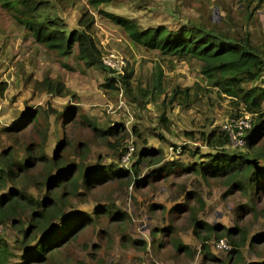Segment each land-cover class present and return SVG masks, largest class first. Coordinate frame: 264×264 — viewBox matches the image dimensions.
Returning a JSON list of instances; mask_svg holds the SVG:
<instances>
[{
  "label": "rangeland",
  "instance_id": "374dc122",
  "mask_svg": "<svg viewBox=\"0 0 264 264\" xmlns=\"http://www.w3.org/2000/svg\"><path fill=\"white\" fill-rule=\"evenodd\" d=\"M42 1L45 8L41 18L60 19L67 32L80 30L84 15L92 18L89 33L97 47L100 41L107 42L105 47L126 61L127 73H131L129 89L124 87L120 94L108 87L109 72L86 67L76 48L63 56L37 43L30 31L0 6V153L13 149L20 157L23 152L19 147L39 142L36 129L24 127L31 124L35 111H44V115L53 111L45 143L50 157L57 143L66 139L70 146L59 153L66 164L115 165L127 170L148 149L158 151L153 159L158 163L136 164L137 173L129 174V185V178L119 177L96 185L89 195L72 199L65 211L68 215L81 212L85 221L72 242L62 243L40 264H264V188L246 193L230 191L226 179H204L188 170L199 163L200 155L211 151L201 135L221 132L226 120L244 114L243 106L209 86L201 74L202 62L139 47L120 26L99 13L131 20L141 29L200 26L237 41L245 39L264 57V0H109L98 10L87 0ZM157 69L163 75L162 94L152 90ZM46 82L59 85L61 91H50ZM245 87L263 88L264 70L259 81ZM176 89L177 100L170 102ZM256 121L251 115L250 124ZM115 126L119 131L115 137L97 134ZM9 128L15 131H5ZM125 144L133 147L128 164L119 158L120 145ZM256 147L262 150L264 163V136ZM170 164L180 167L154 174ZM40 171L37 168L30 177L8 182L0 197L19 190L35 201L49 198L44 187L30 179ZM104 206L114 207L127 219L96 218L95 213L102 212ZM29 220L26 213L0 224V240L15 255L14 263L24 248L31 249L37 243L35 233L29 231L26 239L20 232L28 228ZM196 220L216 228L206 251ZM233 228L246 236L241 259L228 258L234 249L231 239L238 242L240 238L238 233L231 239L225 236ZM219 236L226 239L229 250L217 247ZM254 238L257 243L251 242ZM173 242L187 252L177 251ZM206 253L213 259L208 260Z\"/></svg>",
  "mask_w": 264,
  "mask_h": 264
},
{
  "label": "trees",
  "instance_id": "16d2710c",
  "mask_svg": "<svg viewBox=\"0 0 264 264\" xmlns=\"http://www.w3.org/2000/svg\"><path fill=\"white\" fill-rule=\"evenodd\" d=\"M87 1L94 10H98L100 5L109 2V0ZM0 6L12 13L15 19L30 31L37 43L63 56L70 55L76 48L79 60L86 67H101L109 72L102 65L100 61L101 51L95 44L94 37L89 33L93 24L90 16L84 15L82 17L80 30L67 32L64 22L60 19L48 16L41 18V12L45 8V2L42 0H0ZM99 13L120 26L128 39L139 47L159 51L163 55L176 56L181 59L190 57L202 62L201 74L209 86L236 100L243 106L244 112L257 118L258 121L246 132L244 137L245 144L242 148H246L245 152L230 151L228 149L230 148V140L227 135L221 132L212 131L207 135L202 134L201 137L205 146L211 151L206 155H200L199 163L188 170L199 174L204 179L224 178L230 191L236 190L246 193L248 190L256 192L260 188H264L262 150L257 147L254 148L264 136V109L262 107L264 87L250 89L245 87V85L259 81L264 70V57L257 48L245 39L237 41L200 26H182L177 30H168L162 27L141 29L131 20L108 15L101 11ZM124 71L123 76L116 78L111 76V79H107V86L116 89L118 93L122 91V94L124 87L129 89L128 81L131 78V73H127V68ZM162 78V71L157 69L153 75L152 83V90L156 94L163 93ZM46 85L50 91L56 89V93L60 92L62 88L55 83L46 82ZM178 95L177 89L174 90L169 101H176ZM143 96H146V93ZM28 113L30 114V112ZM51 114L53 111H48L45 115L44 111H35L33 121L30 125H26L24 130L33 126L38 132L40 140L33 145L30 142L19 147V150L23 152L20 157H17V150L14 151L13 149H7L0 153V191L8 182H16L21 177L29 176L31 171L41 168L37 176L35 174L30 179L44 187L46 194L49 195V198L42 201L28 198L19 190H10L7 194L1 195L0 224L14 221L21 214L28 213L30 215L28 228L21 229L20 232L26 238L31 231V233H35V236H38V239L31 249L24 248L25 244L21 243L24 250L17 263L12 262L15 255L8 245L0 240V264L44 263L47 258L54 255L62 243L72 242L79 228H81V224L85 221L81 212L68 215L65 211L72 199L83 194L89 195L96 185L119 177L129 178V185L132 183L129 174L137 173L136 164L158 163V161L153 160L158 151L148 149L139 155V159L132 166V169L127 170L115 165L101 166L95 164L86 167L82 163L66 164L64 158L59 156L63 149L70 146V142L66 139L57 143L54 156L50 157L46 153L45 143ZM161 122L167 124L164 117H161ZM5 131L12 133L15 130L9 128ZM97 132L100 137L103 135L115 137L119 133L116 126ZM187 136L191 137V134H187ZM30 145L32 149H30ZM130 146L129 144H125V147L120 145L122 150L119 153V158H121L122 164L123 158L130 153ZM148 157L149 159H147ZM176 167H180V165H166L155 171L154 174H158L164 169L166 173H170ZM136 183L139 186L140 182L136 181ZM100 210L102 212L95 213L97 214L96 218L106 216L117 218L119 221L127 219L126 214L117 212L114 207L104 206ZM195 227L202 229L203 236H200L202 248L204 251L208 250L207 241L215 234L216 228L203 226L197 220ZM234 233H238L240 236L238 242L231 239V235ZM225 236L231 239L230 243L234 246V249L229 251L230 256L228 258L241 259L240 249L246 246L245 234L238 228H233L227 230ZM222 239L220 236L217 237L218 241ZM258 239L254 238L251 242L257 243ZM173 245L177 251L187 252V248L178 242H173ZM205 257L208 260L213 259L209 253H206Z\"/></svg>",
  "mask_w": 264,
  "mask_h": 264
},
{
  "label": "built area",
  "instance_id": "2783aa9c",
  "mask_svg": "<svg viewBox=\"0 0 264 264\" xmlns=\"http://www.w3.org/2000/svg\"><path fill=\"white\" fill-rule=\"evenodd\" d=\"M106 45L107 42L100 41V61L102 65L109 70L112 77L116 78L123 76L125 72L124 70L127 68L126 61H124V59L118 55L116 51L107 49L105 47ZM121 93L122 91H120V94ZM250 116V114L244 112L241 116H236L226 120L221 126V133L227 135L230 140V148L241 149L244 146V137L246 136V132L252 127L250 124ZM129 151L130 153H128L122 160L125 164H128L130 160V154L133 151L132 146H130ZM216 245L222 251L230 249L226 239L218 241Z\"/></svg>",
  "mask_w": 264,
  "mask_h": 264
},
{
  "label": "clouds",
  "instance_id": "9594fccd",
  "mask_svg": "<svg viewBox=\"0 0 264 264\" xmlns=\"http://www.w3.org/2000/svg\"><path fill=\"white\" fill-rule=\"evenodd\" d=\"M99 49H100V47H99Z\"/></svg>",
  "mask_w": 264,
  "mask_h": 264
}]
</instances>
